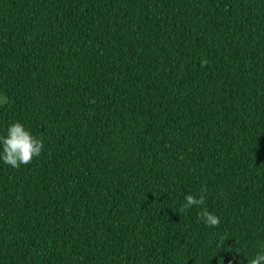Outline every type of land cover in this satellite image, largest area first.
<instances>
[{
	"label": "trees",
	"instance_id": "obj_1",
	"mask_svg": "<svg viewBox=\"0 0 264 264\" xmlns=\"http://www.w3.org/2000/svg\"><path fill=\"white\" fill-rule=\"evenodd\" d=\"M15 121L44 147L0 163V264L264 244V0H0V135Z\"/></svg>",
	"mask_w": 264,
	"mask_h": 264
},
{
	"label": "clouds",
	"instance_id": "obj_2",
	"mask_svg": "<svg viewBox=\"0 0 264 264\" xmlns=\"http://www.w3.org/2000/svg\"><path fill=\"white\" fill-rule=\"evenodd\" d=\"M43 147V141L34 136L24 123L20 121L12 122L8 125L6 133L0 135V163L19 169L22 165L31 163L34 158H38ZM203 204V194L197 196L189 193L184 196L181 211ZM200 219L203 225L208 228H216L221 222L218 215L206 209L200 214ZM217 255L218 253L214 256ZM244 256L248 264H264V244L258 246L254 256L249 257L245 254ZM220 264H224L222 258ZM240 264H243V261Z\"/></svg>",
	"mask_w": 264,
	"mask_h": 264
}]
</instances>
